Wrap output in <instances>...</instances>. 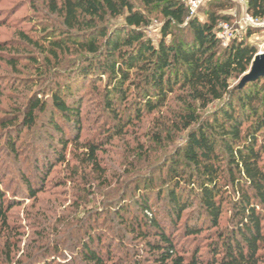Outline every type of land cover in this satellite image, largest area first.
<instances>
[{
    "label": "trees",
    "instance_id": "1",
    "mask_svg": "<svg viewBox=\"0 0 264 264\" xmlns=\"http://www.w3.org/2000/svg\"><path fill=\"white\" fill-rule=\"evenodd\" d=\"M45 3L60 20L59 27L49 30L44 51L48 60L65 65H53L50 88L52 111L65 125L79 136L89 90L112 118L109 132L115 133L109 141L144 115L165 108L166 130L188 132L184 144L157 164L145 188L131 196L133 206L114 207L116 219L145 242L151 264H264V79L243 88L232 84L249 71L259 53L250 40L259 28H249L223 47L216 32L221 22L231 20L223 12L230 8L228 0L210 2L203 21L190 16L183 0ZM248 7L254 16H264V0H249ZM152 14L162 18L157 43L146 34ZM27 41L41 47L35 39ZM67 54L75 58L60 60ZM43 107L37 99L30 123ZM53 124L57 136L50 135V140L60 136L57 145L65 148L69 142L64 128ZM86 148L88 163L98 166L97 153L103 147L89 141ZM50 150L63 160L64 152L55 145ZM35 163L42 182L48 165ZM21 182L29 196H36L25 172ZM8 202L0 187V222L7 219ZM226 203L231 215L222 227ZM203 232L211 238L204 251L201 246L189 255L179 251L183 237L196 239ZM89 234L79 242L82 263L116 264L111 248L104 251L103 237Z\"/></svg>",
    "mask_w": 264,
    "mask_h": 264
},
{
    "label": "rangeland",
    "instance_id": "2",
    "mask_svg": "<svg viewBox=\"0 0 264 264\" xmlns=\"http://www.w3.org/2000/svg\"><path fill=\"white\" fill-rule=\"evenodd\" d=\"M212 1L220 0H208L197 15L202 21ZM45 2L0 0V187L10 205L6 221L0 222V264H84L79 242L89 230L92 237H103L104 251L111 248L116 264L137 259L151 264L145 242L116 219L114 207L124 203L133 206L131 196L138 188H145L157 164L184 144L188 132L166 130L165 108L144 115L109 141L115 133L109 132L114 125L112 118L89 90L79 136L65 125L50 105L53 65L56 69L65 65L57 59L48 60L44 51L49 30L59 27L60 20L48 11ZM229 6L223 12L231 15L228 22L238 26L241 9L232 3ZM151 18L146 34L157 43L162 18L158 14ZM245 34L240 32L238 37ZM29 38L41 47L29 43ZM250 40L257 43L259 52H264V28H259ZM74 58L67 54L60 60ZM240 79H233L232 84ZM37 99L43 100L44 107L35 111L30 123L28 115ZM53 123L64 128V138L69 142L65 148L57 145L60 136L50 140V135L57 136ZM154 133L161 134L158 141ZM89 141L103 147L97 153L98 166L86 159ZM52 145L64 152L62 161L50 150ZM36 161L42 168L48 165L42 182L37 179ZM22 172L31 178L36 196H29L21 182ZM155 177L158 180L159 175ZM230 215V204L226 203L222 227L228 224ZM210 239L205 232L196 239L183 237L178 249L188 255L199 246L204 251Z\"/></svg>",
    "mask_w": 264,
    "mask_h": 264
},
{
    "label": "built area",
    "instance_id": "3",
    "mask_svg": "<svg viewBox=\"0 0 264 264\" xmlns=\"http://www.w3.org/2000/svg\"><path fill=\"white\" fill-rule=\"evenodd\" d=\"M189 7L190 16H196L208 0H183ZM241 9L238 26L228 21L221 22L217 28V38L223 47H227L231 41L237 38L239 33L247 32L249 28H264V16H254L249 11V0H228ZM238 17V14H234Z\"/></svg>",
    "mask_w": 264,
    "mask_h": 264
},
{
    "label": "water",
    "instance_id": "4",
    "mask_svg": "<svg viewBox=\"0 0 264 264\" xmlns=\"http://www.w3.org/2000/svg\"><path fill=\"white\" fill-rule=\"evenodd\" d=\"M261 78L264 79V52L257 53L252 61L249 71L241 77L237 87L243 88L246 84L257 81Z\"/></svg>",
    "mask_w": 264,
    "mask_h": 264
}]
</instances>
